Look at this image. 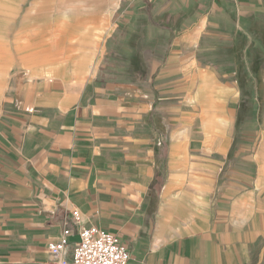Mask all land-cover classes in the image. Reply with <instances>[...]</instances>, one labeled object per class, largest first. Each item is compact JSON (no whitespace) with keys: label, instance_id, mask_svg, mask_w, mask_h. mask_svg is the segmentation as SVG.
<instances>
[{"label":"crops","instance_id":"obj_1","mask_svg":"<svg viewBox=\"0 0 264 264\" xmlns=\"http://www.w3.org/2000/svg\"><path fill=\"white\" fill-rule=\"evenodd\" d=\"M98 1L76 9L68 30L84 66L16 76L0 96V264L71 261L93 226L119 237L130 264H264V179L237 134V70H225L264 53V0H146L160 25L143 13L120 35L116 22L90 76L83 49L96 48L119 5ZM129 1L125 21L137 17ZM129 33L139 56L119 45ZM213 81L226 99L212 98ZM66 229L54 258L48 247Z\"/></svg>","mask_w":264,"mask_h":264},{"label":"rangeland","instance_id":"obj_2","mask_svg":"<svg viewBox=\"0 0 264 264\" xmlns=\"http://www.w3.org/2000/svg\"><path fill=\"white\" fill-rule=\"evenodd\" d=\"M144 1L148 3L146 0ZM94 2L99 1L0 0V96L9 92L13 78L16 76L65 78L71 76L72 72L76 71V67L84 66L86 57L77 61L75 59L76 54L70 53L72 49L70 43H73L74 39L70 37L68 30L73 28L76 9L93 8ZM104 2L102 0V4ZM129 5V0H119L118 7L111 11L108 16L106 34L102 33L100 43L96 48L83 49L91 52L90 61L87 60L88 64H85L90 68V76L97 72L100 67L99 64H102L103 54L110 51L104 42L116 22L119 21L118 24L122 25L119 27L121 28L120 35L127 33V28L123 27L125 24L128 28L130 25H136L139 28L141 24L139 17H134L131 21H125L123 17ZM141 7V0H136L134 7L130 6L128 11L135 10L136 12L133 11V14L137 15V11ZM19 22L22 26L20 33ZM46 29H48L49 34L44 38V30ZM125 37L123 42L119 41V45L124 46L127 43L132 46L133 56L136 53L139 56L141 54L140 37L130 35V33L127 34L126 41ZM112 38L116 39L117 37L112 34ZM262 41L264 42V40ZM23 45L25 46L23 47ZM149 54L146 52L144 56L147 57ZM115 55L119 56L118 53ZM251 59L253 64L247 61L246 64L234 65L237 70V82L240 84L235 83V85L238 84L240 92H242L240 106L244 104V112H240L238 120L241 130L237 134L244 136L246 150L255 155L261 165L264 179V53L260 57H252ZM240 72H244L242 79H239ZM214 84L213 81L211 85ZM215 88L217 87L214 85L211 92L209 91L212 98H218L217 102L226 99L225 90L221 88L222 92H220L221 90L216 92ZM217 108V104L214 105L213 109L217 110Z\"/></svg>","mask_w":264,"mask_h":264},{"label":"built area","instance_id":"obj_3","mask_svg":"<svg viewBox=\"0 0 264 264\" xmlns=\"http://www.w3.org/2000/svg\"><path fill=\"white\" fill-rule=\"evenodd\" d=\"M73 217L76 222L81 221L79 211H74ZM71 234L72 231L66 229L58 242L49 245V252L54 258L67 248ZM79 237L72 260H59L58 264H130V254L118 236L93 226L82 228Z\"/></svg>","mask_w":264,"mask_h":264},{"label":"trees","instance_id":"obj_4","mask_svg":"<svg viewBox=\"0 0 264 264\" xmlns=\"http://www.w3.org/2000/svg\"><path fill=\"white\" fill-rule=\"evenodd\" d=\"M159 4V3H158ZM164 3L162 2V6L161 7H163L164 5H163ZM157 6L156 5H149V3H146L145 2V5L144 6H142L140 9H138V11H137V18L139 17L140 19H141V15L143 14V13H147V14H150V18H149V22L150 23H152V24H159L160 25V23H159V21H157L156 19H152L151 18V14H152V10L154 9V8H156ZM118 64V66L119 65H123L122 63H117ZM234 65L235 64H229V68L227 69V67H226V69L225 70H228V71H232V70H234L235 69V67H234ZM129 66V65H128ZM212 66H220V64H213ZM234 67V68H233ZM221 68H222V66H221ZM223 68H225V66H223ZM130 70L131 71H128V73L129 74H136V73H139V71H140V69H139V66H138V63H134V64H131V66H130ZM243 73L244 72H240L239 73V79H242V77H244L243 76ZM244 103V102H243Z\"/></svg>","mask_w":264,"mask_h":264},{"label":"bare ground","instance_id":"obj_5","mask_svg":"<svg viewBox=\"0 0 264 264\" xmlns=\"http://www.w3.org/2000/svg\"><path fill=\"white\" fill-rule=\"evenodd\" d=\"M98 3H99V2H94V3H93V6L95 7V5H97ZM50 8H51V7H50ZM43 10H44V9H43ZM42 16H43V15H42ZM37 20H38V19H37ZM213 86H214V85H212V87H213ZM212 87H211V88H212Z\"/></svg>","mask_w":264,"mask_h":264}]
</instances>
